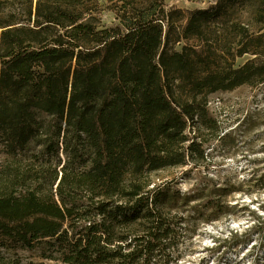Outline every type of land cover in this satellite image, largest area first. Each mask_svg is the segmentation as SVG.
Returning <instances> with one entry per match:
<instances>
[{
  "label": "trees",
  "instance_id": "1",
  "mask_svg": "<svg viewBox=\"0 0 264 264\" xmlns=\"http://www.w3.org/2000/svg\"><path fill=\"white\" fill-rule=\"evenodd\" d=\"M106 1L111 26L99 0H0V249L157 264L168 215L205 194L151 175L205 161L221 139L210 94L264 82V0ZM209 193L190 207L206 220L230 192ZM0 264L20 263L0 250Z\"/></svg>",
  "mask_w": 264,
  "mask_h": 264
},
{
  "label": "rangeland",
  "instance_id": "2",
  "mask_svg": "<svg viewBox=\"0 0 264 264\" xmlns=\"http://www.w3.org/2000/svg\"><path fill=\"white\" fill-rule=\"evenodd\" d=\"M15 3L24 0H12ZM35 4L36 0H32ZM100 19L105 26L115 24L114 12L106 0H99ZM166 8L203 9L200 0H164ZM251 55L236 60L241 65ZM210 116L220 128V137H209L207 156L198 167H176L151 175L154 183L171 182L175 190L192 195L200 190L205 196L171 211L174 237L166 249L152 260L157 264H264V82L243 85L231 91L215 92L208 97ZM225 187V213L210 220L191 206L202 207L216 201L212 188ZM43 246L27 249L15 246L0 249L20 264H62L43 258Z\"/></svg>",
  "mask_w": 264,
  "mask_h": 264
}]
</instances>
